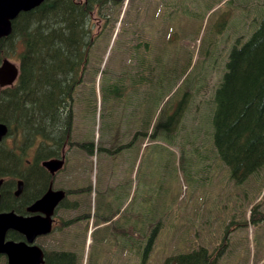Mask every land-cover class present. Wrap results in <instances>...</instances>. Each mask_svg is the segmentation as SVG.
<instances>
[{"label": "trees", "instance_id": "1", "mask_svg": "<svg viewBox=\"0 0 264 264\" xmlns=\"http://www.w3.org/2000/svg\"><path fill=\"white\" fill-rule=\"evenodd\" d=\"M125 1L45 0L38 8L21 13L13 21L10 36L0 40V65L17 55L20 66L15 85L0 87V123L9 129L7 138L0 144V179L5 181L1 194L2 211L24 213V208L14 198L17 180L24 182L26 196L33 195L28 202L30 205L40 199L56 183V179L42 168V162L60 158L63 149L68 148L81 150L86 159H100L99 155L101 159L111 157L114 165V160L124 157L125 151L140 138L149 142L159 136L175 138L178 150L181 149L180 165L187 164L185 170L192 177L208 183V173L219 166L227 167L230 180L241 191L240 196L246 194L248 185L263 172L264 3L260 5L259 26L247 42L235 45L228 58L226 56L219 84L206 101V94L200 95V91L208 88L202 78L201 87L186 93L179 105L169 109L161 119L153 121L148 117L144 122L140 118L141 110L134 109L132 117L135 120L123 129L122 139L118 127L115 137L107 134L98 144L87 142V138L76 142L73 138L76 92L90 69L97 41L107 31L104 28L108 27L114 11ZM128 21V25L121 22L123 38L118 40L124 61L118 68L121 74L117 75V71L110 80V101L142 93L138 86L152 88L157 73L163 78L160 85L167 84L168 77L176 72L170 60L163 59L156 51L155 41L160 48H165L167 43L149 36L144 28L148 22ZM97 23H100L98 33L94 31ZM128 88L131 92L126 94ZM136 91L139 92L134 93ZM127 101L126 108H130V100ZM141 121L144 122L142 128ZM133 131L135 133L130 137ZM189 142L191 145L186 148ZM121 165L124 168L118 172L102 171L106 175V190L96 193L94 209L91 200L97 188L92 183L85 182L75 188L53 187L67 195L61 209H66L71 216L61 218V224L55 228L54 233L66 232V236L52 244L53 250L43 243L40 245L46 255L45 264H80L76 251L78 246L79 249L86 247L88 233L92 232L89 225L93 221L95 230L87 264H147L161 222L157 214H148L145 208L151 204L159 210L156 198L152 197L141 208L137 205L130 212L131 206L127 204L130 190L121 202L103 201L104 197L114 193L110 187L115 182L117 186L129 187L126 163L122 161ZM87 166L88 163H84L83 170ZM195 168L204 171L205 175L197 173ZM103 181L104 176L101 185ZM260 208L259 203L252 206L247 226L248 222L253 225L264 222V212ZM198 221L194 217L192 222L195 225ZM194 225L189 226L193 228ZM181 238L177 239L180 250L166 257L163 264H218L228 243L226 236L215 246L206 241L181 251L184 247ZM8 239L21 240L15 233H10ZM0 264H7V259L0 256Z\"/></svg>", "mask_w": 264, "mask_h": 264}, {"label": "rangeland", "instance_id": "2", "mask_svg": "<svg viewBox=\"0 0 264 264\" xmlns=\"http://www.w3.org/2000/svg\"><path fill=\"white\" fill-rule=\"evenodd\" d=\"M263 3L264 0H126L120 9L114 11L108 27L104 28L107 31L97 41L92 51L90 69L76 92L73 138L76 142L87 138V142L98 144L107 134L115 137V130L119 127L118 135L122 139L125 135L123 129L128 122L133 124L135 120L132 117L134 109L141 110L140 118L144 122L148 117L156 121L163 118L169 109L177 107L186 93L194 88L195 92L205 82L208 88L200 91V95L206 94V101L219 84L226 56L228 58L235 45L247 42L259 26L262 18L260 5ZM136 13H139L138 17ZM129 19L140 24L148 22L144 28L150 33L149 36L167 43L165 48H160L156 41L153 44L163 59L167 57L170 60L176 72L168 77L167 84L160 85L163 78L157 73L152 88L138 86L142 93L110 101V80L124 61L118 40L121 38V22L128 25ZM99 30L100 23H97L94 31L98 33ZM9 59L19 65L17 55ZM120 74L118 71L117 75ZM129 92L130 88L125 91L126 94ZM127 99L130 100V108H126ZM144 122L141 121V128ZM134 133L131 132L130 137ZM190 145L191 142L186 148ZM180 150L175 138L159 136L151 142L140 138L125 151L124 157L119 156L114 160V165L111 157L101 159L99 155L100 159H86L81 150H74L70 157L74 159L76 169L60 172L55 178L54 187L75 188L85 182L92 183L97 188L91 200L94 209L96 193L106 190V175L102 171L118 172L124 168L121 165L124 161L129 187L117 186L112 181L114 185L110 188L114 193L104 197L103 201L121 202L130 190L127 197L130 212L137 205L141 208L146 201L156 198L159 210H155L151 204L145 208L146 213L157 214L161 222L147 264H163L166 257L180 250L177 239L183 234L184 247L181 251L206 241L208 244L215 243L212 245L215 246L222 242L218 240H224L227 236L226 250L218 264H264V222L257 225L248 222L246 225L250 221L253 205L259 203L260 211L264 212V168L258 179L248 185L246 194L240 196L241 191L230 180L227 167L219 166L208 173V183L197 181L185 170L187 164L180 165ZM84 163H88L86 170H83ZM195 170L205 175L204 171ZM101 174L104 176L102 185ZM57 216L61 224V218H68L71 214L60 210ZM194 217L199 219V225L192 222ZM94 223L89 225L92 232L95 230ZM92 232L88 233L86 247L77 248L80 264H87L90 258ZM65 236L66 232H57L50 237L39 238L36 243H43L53 250L52 244ZM81 241L79 238V245Z\"/></svg>", "mask_w": 264, "mask_h": 264}, {"label": "water", "instance_id": "3", "mask_svg": "<svg viewBox=\"0 0 264 264\" xmlns=\"http://www.w3.org/2000/svg\"><path fill=\"white\" fill-rule=\"evenodd\" d=\"M45 0H0V40L10 36L12 24L21 13L30 12L41 6ZM19 67L5 59L0 65V87L14 85L19 77ZM8 126L0 123V143L8 136ZM42 166L52 175L56 176L65 166V156L60 159L44 161ZM4 180H0V206L1 188ZM24 191V182H18L15 192L17 197ZM63 190H54L53 184L48 191L27 209L30 216H24L15 211L0 212V254L5 255L7 264H45L46 255L36 241L53 231L54 214L65 199ZM1 208V207H0ZM1 210V209H0ZM10 232H16L24 237L23 241L8 240Z\"/></svg>", "mask_w": 264, "mask_h": 264}, {"label": "flooded vegetation", "instance_id": "4", "mask_svg": "<svg viewBox=\"0 0 264 264\" xmlns=\"http://www.w3.org/2000/svg\"><path fill=\"white\" fill-rule=\"evenodd\" d=\"M64 150V149H63ZM75 150V148H68V149H66V151H67V153H68V155H66V159H65V169L64 170H66V169H68V171L69 170H75L76 168V165H74L73 163H72V158L71 157H69V155L73 152ZM62 154H64V151L62 152ZM62 154H61V156H62ZM43 163V162H42ZM41 166H42V164H41ZM43 168V167H42ZM67 172V171H66ZM19 180H17V182H18ZM4 185H5V183L3 184V186H2V188H1V194H2V190H3V187H4ZM17 189H18V185H16V187H15V190H14V198H16L17 199V202H18V205L20 206V205H22V207L24 208V213L22 214V215H24V216H30V215H32V214H30V213H28V211H27V209L29 208V206H30V200H32L33 199V195H28V196H26V194H24L25 192L23 191V193H22V195L21 196H19V197H17L16 195H15V192L17 191ZM2 199V198H1ZM68 199V197H67V195H66V200ZM29 202V203H28ZM66 202V201H65ZM28 203V204H27ZM63 205V202H62V204H61V206ZM1 207V206H0ZM60 210H62L63 212H66L67 210L66 209H61V208H57L56 209V211H55V214H54V223H53V226H54V228H56L57 226H58V223H59V220H57V215H58V211H60ZM0 212H10V211H0ZM19 214V213H18ZM13 233H15V234H17L16 232H13ZM18 235H20V234H18ZM20 238H21V240H19V241H23L24 240V237L22 236V235H20ZM0 256L1 257H5L6 258V256L5 255H1L0 254Z\"/></svg>", "mask_w": 264, "mask_h": 264}]
</instances>
